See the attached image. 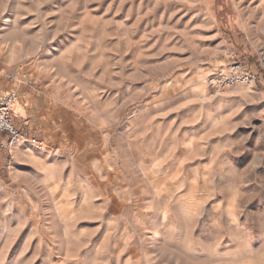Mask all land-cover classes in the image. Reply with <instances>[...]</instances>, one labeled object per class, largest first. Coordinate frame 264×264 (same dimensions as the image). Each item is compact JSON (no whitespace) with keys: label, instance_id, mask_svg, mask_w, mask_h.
<instances>
[{"label":"rangeland","instance_id":"rangeland-1","mask_svg":"<svg viewBox=\"0 0 264 264\" xmlns=\"http://www.w3.org/2000/svg\"><path fill=\"white\" fill-rule=\"evenodd\" d=\"M13 89L0 264H264V0H0Z\"/></svg>","mask_w":264,"mask_h":264},{"label":"built area","instance_id":"built-area-1","mask_svg":"<svg viewBox=\"0 0 264 264\" xmlns=\"http://www.w3.org/2000/svg\"><path fill=\"white\" fill-rule=\"evenodd\" d=\"M220 76L223 78V82L224 80L247 81L251 77L246 66L241 63L233 64L229 74L225 78L224 73L220 74ZM215 81L212 79V83ZM26 83L33 84V79H28ZM19 100L20 94L18 90H0V153H5L11 159L14 158L16 147L23 143L40 146L44 143L36 134L29 135L16 126L14 110Z\"/></svg>","mask_w":264,"mask_h":264},{"label":"crops","instance_id":"crops-1","mask_svg":"<svg viewBox=\"0 0 264 264\" xmlns=\"http://www.w3.org/2000/svg\"><path fill=\"white\" fill-rule=\"evenodd\" d=\"M22 117H24L23 120H22ZM14 121H15L16 126L20 128L21 130H23L24 132H26L27 134L29 135L36 134L32 116H29L28 108L26 105L23 106V104L21 103V100L19 104L15 106Z\"/></svg>","mask_w":264,"mask_h":264}]
</instances>
